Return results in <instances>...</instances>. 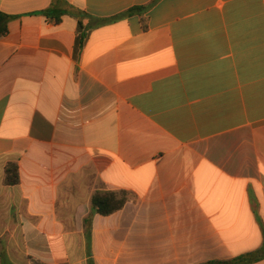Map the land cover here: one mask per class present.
<instances>
[{"label": "crops", "instance_id": "0c3cea01", "mask_svg": "<svg viewBox=\"0 0 264 264\" xmlns=\"http://www.w3.org/2000/svg\"><path fill=\"white\" fill-rule=\"evenodd\" d=\"M64 1L0 0V264L261 250L264 0ZM97 191L129 200L87 225Z\"/></svg>", "mask_w": 264, "mask_h": 264}, {"label": "trees", "instance_id": "16d2710c", "mask_svg": "<svg viewBox=\"0 0 264 264\" xmlns=\"http://www.w3.org/2000/svg\"><path fill=\"white\" fill-rule=\"evenodd\" d=\"M151 5L143 7H134L123 15L132 16L137 13H142L149 9ZM74 7L68 5L64 0H53L52 5L38 14L46 16L48 19L59 23L63 15H72L79 19V28H82L81 18L87 16V14L81 10L73 9ZM73 10V11H69ZM13 17L5 13L0 12V37L4 36L8 32V23ZM19 174L16 168L9 166L7 169V184L16 185L19 183ZM129 196L126 192H110V191H97L91 200V212L89 218L86 221L87 225H90V218L99 214L102 216H109L119 210H121L128 202ZM264 259V247L255 252H251L245 255L236 257L226 262H212L207 264H254Z\"/></svg>", "mask_w": 264, "mask_h": 264}]
</instances>
